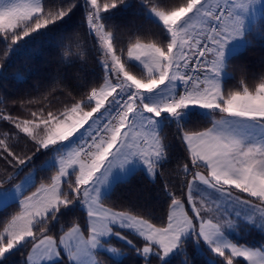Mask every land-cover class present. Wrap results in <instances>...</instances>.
<instances>
[{
  "label": "snow or ice",
  "instance_id": "1",
  "mask_svg": "<svg viewBox=\"0 0 264 264\" xmlns=\"http://www.w3.org/2000/svg\"><path fill=\"white\" fill-rule=\"evenodd\" d=\"M81 6L101 57L102 82L79 99L73 97L62 111L45 114L42 108L32 111L31 119L0 116L17 130L0 134V160L13 169L0 185L19 178L11 188L0 187V211L19 207L0 231V264L28 243L25 264H100L101 252L123 255L106 246L113 236L132 246L144 264H153V258L170 264L189 239L201 252L203 244L214 254L208 264H218L215 257L223 258L219 264H240L238 258L264 264V246L239 244L228 235L242 216L264 231V78L254 90L242 81V90L224 91L233 78L228 61L251 45L248 36L257 10L264 12V0H140V14L157 32L150 43L130 39L127 59L108 20L131 7L128 0H0L4 57L49 33L59 36L64 58L73 55L71 38L64 44L59 29ZM197 115L210 126L188 129ZM166 125L176 126L187 154L181 169L186 193L181 195L190 213L167 184L171 202L166 218L107 206L115 184L136 171L155 179L168 161L161 136ZM20 134L31 142V155L14 151ZM37 154L48 158L25 172ZM50 170L54 174L48 182L25 196L35 186L37 171ZM69 206L86 213L85 223L73 222L67 231L61 225L57 239L49 232Z\"/></svg>",
  "mask_w": 264,
  "mask_h": 264
},
{
  "label": "trees",
  "instance_id": "2",
  "mask_svg": "<svg viewBox=\"0 0 264 264\" xmlns=\"http://www.w3.org/2000/svg\"><path fill=\"white\" fill-rule=\"evenodd\" d=\"M48 2V0H46ZM103 3L104 0H101ZM171 2V0H168ZM131 7L116 11L108 25L112 28L118 39V48L123 49V55L126 58L127 47L131 39L135 42L139 39L142 43L153 41L157 32V27L146 20L139 11L140 0H128ZM85 13L83 7H79L73 14L72 19L61 26L59 29L65 39L64 44L71 42L73 44V55L64 58L62 53L64 49L59 47L58 35L49 33L47 36H36L26 44L23 49L16 53H10L7 58L4 52L7 46L0 42V116L11 115L20 119H31L32 111L44 109L47 111L63 110L67 102L72 101L73 97L79 99L87 93L91 87L98 86L102 82L103 69L99 66L101 57L95 51L92 39L88 36ZM264 12L256 20V26L253 33L248 36L251 45L244 48L240 53L228 61V73L233 77L224 84L225 93L232 90H242L243 81L250 90H254L257 83L264 78V23L261 18ZM27 39V38H26ZM80 45L79 50L75 47ZM81 54L76 56L77 52ZM137 69L136 74H139ZM210 126L208 120L201 119L198 115L194 116L186 127L190 130H203ZM14 126L0 119V134L4 132H16ZM19 139L14 146V151L20 155H31V142H25L26 138L20 134ZM161 136L163 142L168 146V161L158 172L155 179L150 178L146 173L136 171L131 174L125 182L116 183L111 191V195L105 204L114 207L116 210L128 209L145 218H166L170 198L165 195V184L168 185V191H172L186 203V195L182 196V190L186 193V179L181 171L186 159V151L178 139V133L175 125L165 126ZM2 138V135H0ZM47 154H37L33 158V163L25 168L28 172L31 168H38L46 159ZM13 171L10 165H6L0 160V181L7 180L8 175ZM195 171V170H194ZM53 171H37L36 183L33 188L25 194L34 191L41 183H47ZM23 175V173L21 174ZM74 180V177H72ZM187 179H191L189 175ZM19 181V178L10 183H3L0 187L10 188ZM182 183L184 188L181 189ZM67 188V184L64 185ZM242 196H246L241 193ZM19 210L18 205L9 207L6 211H0V231L4 225ZM63 215L59 222H54L50 235L58 238L63 230L67 231L73 222H78L82 226L85 223L86 213L80 210L79 206H69V209H62ZM154 222L160 223L159 219ZM84 234L87 235L86 229ZM262 238L256 241L255 237ZM234 239V238H233ZM239 244L260 245L264 239L261 230L250 229L244 226L241 233L235 238ZM118 248L127 251V259L130 264H144L141 257L136 255L133 248L123 246L116 242ZM201 250L197 249L193 239H189L184 245V252L180 255H174L170 258V264H208L214 254L208 252L203 245ZM31 243L25 244L23 248L9 256L6 264H25ZM66 259V258H65ZM102 264H125L123 261L115 260L107 254H99ZM218 264L223 260L222 257H215ZM240 264L246 262L238 258ZM59 264H64L61 260ZM153 264H157L153 258Z\"/></svg>",
  "mask_w": 264,
  "mask_h": 264
},
{
  "label": "rangeland",
  "instance_id": "3",
  "mask_svg": "<svg viewBox=\"0 0 264 264\" xmlns=\"http://www.w3.org/2000/svg\"><path fill=\"white\" fill-rule=\"evenodd\" d=\"M262 11L259 9V11H257V18L258 17H260L261 15H262ZM239 43V42H238ZM126 58H127V54H126ZM0 71H1V68H0ZM151 178V177H150ZM19 182V181H18ZM17 182V183H18ZM16 183V184H17ZM13 187V186H12ZM11 188V187H10ZM38 188V187H37ZM36 188V189H37ZM36 189L34 190V191H32V192H35L36 191ZM233 191V194H237V192H238V190H235V189H233L232 190ZM31 194V192L30 193H27V194H25V196H27V195H30ZM241 195V194H240ZM244 195H246V194H244ZM242 196V195H241ZM258 203V202H257ZM185 208H186V210H188L189 211V213H190V206L189 205H187V203H185ZM243 225V226H242ZM244 226H251L250 227V229H252L254 226H252L251 224H249L248 223V221L242 216L238 221H237V227H236V229H235V231H232V232H229L228 233V235H229V237L234 241V242H237L236 241V239H235V236L234 235H237L238 233H239V230H240V228L239 227H244ZM254 229H256V227H254ZM258 230H260V229H258ZM261 233H262V235H263V239H264V231H262L261 230ZM85 235V234H84ZM126 236H127V239H130V240H133V244H137V241H136V238L135 237H133L131 234H125ZM85 236H87V235H85ZM237 237V236H236ZM59 238V237H58ZM57 238V239H58ZM234 238V239H233ZM261 239L262 238H259V236H256L255 237V240L256 241H261ZM116 242H118V243H120V244H122L123 246H127V247H130V248H133L132 246H130V245H128L127 243H126V241H124V240H121V239H119V238H117V237H115V236H113L112 238H111V240H110V245H106V246H112V247H115V248H117V249H119L120 250V252H122L123 253V255L122 256H115V257H113L111 254H109V253H105V252H101L102 254H107V255H109L110 257H112L113 259H115V260H120V261H123L125 264H130V261L127 259V256H126V254H127V251H125V249H122V248H118L114 243H116ZM201 245H203V244H201ZM245 245V244H244ZM246 246H249V247H261V246H264V241L260 244V245H255V246H251V245H246ZM202 247V246H201ZM133 250H134V252L136 253V251H135V249L133 248ZM31 251V247H30V249H29V251H28V254H29V252ZM100 253V254H101ZM28 254H27V256H28ZM136 255H137V253H136ZM139 256V255H138ZM139 257H141V256H139ZM97 259L100 261V259H99V255L97 256ZM240 259H242L243 260V258H240ZM246 262V261H245ZM100 264H102V262L100 261ZM246 264H247V262H246Z\"/></svg>",
  "mask_w": 264,
  "mask_h": 264
},
{
  "label": "crops",
  "instance_id": "4",
  "mask_svg": "<svg viewBox=\"0 0 264 264\" xmlns=\"http://www.w3.org/2000/svg\"><path fill=\"white\" fill-rule=\"evenodd\" d=\"M257 11H259V9L257 10ZM258 16V15H257ZM141 68H142V66H141ZM243 226V225H242ZM246 227H251V226H246ZM240 228V230H239V233L237 234V235H234L235 236V238H236V236L238 237V235L241 233V229L243 228V227H239ZM254 228V227H253ZM256 229H258V228H256Z\"/></svg>",
  "mask_w": 264,
  "mask_h": 264
}]
</instances>
